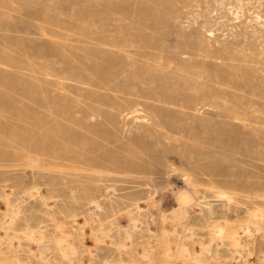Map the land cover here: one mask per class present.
I'll return each instance as SVG.
<instances>
[{"label": "rangeland", "instance_id": "rangeland-1", "mask_svg": "<svg viewBox=\"0 0 264 264\" xmlns=\"http://www.w3.org/2000/svg\"><path fill=\"white\" fill-rule=\"evenodd\" d=\"M0 264H264V0H0Z\"/></svg>", "mask_w": 264, "mask_h": 264}, {"label": "bare ground", "instance_id": "bare-ground-1", "mask_svg": "<svg viewBox=\"0 0 264 264\" xmlns=\"http://www.w3.org/2000/svg\"><path fill=\"white\" fill-rule=\"evenodd\" d=\"M179 199H180V201L185 202V201L188 199V197H187L186 195H181V196L179 197ZM220 234H221V232L218 231V232H217V235H220Z\"/></svg>", "mask_w": 264, "mask_h": 264}]
</instances>
